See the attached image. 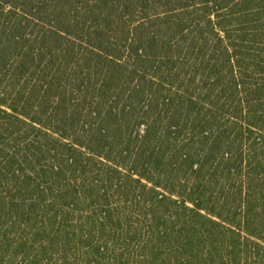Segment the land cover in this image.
<instances>
[{
  "label": "trees",
  "instance_id": "1",
  "mask_svg": "<svg viewBox=\"0 0 264 264\" xmlns=\"http://www.w3.org/2000/svg\"><path fill=\"white\" fill-rule=\"evenodd\" d=\"M0 264H264V0H0Z\"/></svg>",
  "mask_w": 264,
  "mask_h": 264
}]
</instances>
